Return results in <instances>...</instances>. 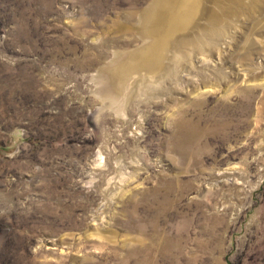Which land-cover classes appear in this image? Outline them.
<instances>
[{
    "label": "rangeland",
    "instance_id": "1",
    "mask_svg": "<svg viewBox=\"0 0 264 264\" xmlns=\"http://www.w3.org/2000/svg\"><path fill=\"white\" fill-rule=\"evenodd\" d=\"M152 2L0 0V264H264V0Z\"/></svg>",
    "mask_w": 264,
    "mask_h": 264
},
{
    "label": "water",
    "instance_id": "2",
    "mask_svg": "<svg viewBox=\"0 0 264 264\" xmlns=\"http://www.w3.org/2000/svg\"><path fill=\"white\" fill-rule=\"evenodd\" d=\"M160 2L161 0H153L152 6L148 12V19H152V22H158L160 20V22L156 24V38H161L163 43L161 53L157 59L159 66H161L165 49L168 46H171L176 38L179 37V35L186 32L195 25V18L199 16V10L203 8L201 0H191V3L187 5L188 7H184L183 9L178 8V4L173 1L174 3L171 7L173 11L170 15V18L163 21V18H157L158 13L161 11L160 7L162 4Z\"/></svg>",
    "mask_w": 264,
    "mask_h": 264
},
{
    "label": "bare ground",
    "instance_id": "3",
    "mask_svg": "<svg viewBox=\"0 0 264 264\" xmlns=\"http://www.w3.org/2000/svg\"><path fill=\"white\" fill-rule=\"evenodd\" d=\"M173 1H175L178 5V8H180V9H183L184 7H188L187 5H189L190 3H191V0H164V4L163 5H165L166 4V6H163V8H162V11H169L170 12V14L172 13V11H173V9H171V7H172V4L174 3ZM215 31L216 33H212V31ZM144 31V30H143ZM208 31V32H207ZM209 31L211 32L210 34H209ZM205 34H207V35H209V37H211V36H215V37H218V32H217V29H216V27H208L205 31ZM150 34H152V33H150ZM149 34V35H150ZM155 34V33H154ZM146 37L148 36V35H145ZM155 46L157 47V49L159 48V51L160 50H162V41H161V38H159V39H157L156 38V40H155ZM188 44H192V42H191V40L189 41L187 38H186V36L185 37H181V38H179V39H177L176 41H174V48H175V50H177V51H184L186 48H188ZM193 49L194 50H198V48H197V46L196 45H194L193 44ZM146 52H144V53H141V56H145L146 54H145ZM152 55H154V53H152ZM157 56H158V53L156 54V55H154V57H156L157 58ZM155 58V59H156ZM147 67H148V65H147ZM262 68L264 69V65L262 66ZM213 71V70H212ZM207 73H209V71L207 72ZM213 74L214 75H211L210 73L209 74H207L208 76H206V83H209L210 82V80L212 81V79L213 78H219V79H221V75H220V73H217V72H215V71H213ZM124 75V74H123ZM196 80V79H195ZM208 81V82H207ZM207 85V84H206ZM192 137H193V135H191L190 136V138L188 137V139L189 140H191L192 139ZM192 142H193V139H192ZM100 166V165H99ZM228 172H226V171H223V172H221V173H219L221 176H224V177H226V176H228V174H227ZM238 177V176H237ZM241 177L239 176L238 177V180L240 179ZM236 183V182H235ZM239 187V186H238ZM166 194H167V192H166Z\"/></svg>",
    "mask_w": 264,
    "mask_h": 264
}]
</instances>
